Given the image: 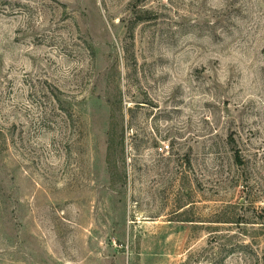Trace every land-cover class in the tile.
<instances>
[{"label":"rangeland","instance_id":"obj_1","mask_svg":"<svg viewBox=\"0 0 264 264\" xmlns=\"http://www.w3.org/2000/svg\"><path fill=\"white\" fill-rule=\"evenodd\" d=\"M0 264H264V0H0Z\"/></svg>","mask_w":264,"mask_h":264},{"label":"built area","instance_id":"obj_2","mask_svg":"<svg viewBox=\"0 0 264 264\" xmlns=\"http://www.w3.org/2000/svg\"><path fill=\"white\" fill-rule=\"evenodd\" d=\"M167 150H169V146H167V145H165V146H161V147L159 148V151L162 152V153L166 152Z\"/></svg>","mask_w":264,"mask_h":264},{"label":"trees","instance_id":"obj_3","mask_svg":"<svg viewBox=\"0 0 264 264\" xmlns=\"http://www.w3.org/2000/svg\"><path fill=\"white\" fill-rule=\"evenodd\" d=\"M238 159H239V158H238V156H237V161H238V163H241Z\"/></svg>","mask_w":264,"mask_h":264}]
</instances>
